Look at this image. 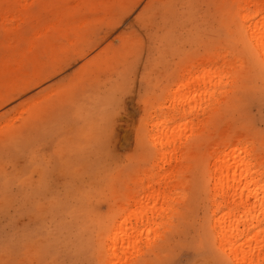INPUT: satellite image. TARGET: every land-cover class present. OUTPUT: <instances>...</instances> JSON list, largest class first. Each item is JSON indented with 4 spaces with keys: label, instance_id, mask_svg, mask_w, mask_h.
Listing matches in <instances>:
<instances>
[{
    "label": "rangeland",
    "instance_id": "rangeland-1",
    "mask_svg": "<svg viewBox=\"0 0 264 264\" xmlns=\"http://www.w3.org/2000/svg\"><path fill=\"white\" fill-rule=\"evenodd\" d=\"M259 1L0 0V264H236L213 163L242 149L264 182Z\"/></svg>",
    "mask_w": 264,
    "mask_h": 264
},
{
    "label": "bare ground",
    "instance_id": "bare-ground-1",
    "mask_svg": "<svg viewBox=\"0 0 264 264\" xmlns=\"http://www.w3.org/2000/svg\"><path fill=\"white\" fill-rule=\"evenodd\" d=\"M240 7H242V6H240ZM243 10L244 11L241 13V15H242V20H243V26H244V28H245V30L247 32L246 33L247 40L255 47V49L257 50V52L261 56L262 60L264 61V0L255 3V9L252 10V11H248V10H246V8H244ZM222 71H223V69H222ZM223 72H225V71H223ZM216 74H217L216 75L217 78L215 77L216 80L218 79L219 81H221L222 80L221 78H223V76H224L223 73H221V71H219V69H217L216 70ZM209 75H211V74H209ZM209 75H208V77H209ZM205 76H203V78ZM211 77H214V76H211ZM215 78L213 80L211 78V80L214 81ZM202 80H203V82L205 81L204 79H202ZM206 80L209 81L210 78L209 79L206 78ZM200 82H201V80H200ZM212 83L214 84V82H212ZM218 83L221 84V82H218ZM202 86H204V83H203ZM207 89L209 90V88H207ZM180 90H181V88H179V91L177 92V94H179ZM203 90H206V89L203 88ZM192 96L189 97V98H192ZM189 98L187 97V99H189ZM180 104H182V103H180ZM181 107L185 108V106H183V105H181ZM184 108H182L181 110H183ZM160 124H162V123H156V125H158V127H159ZM163 124L166 125L165 122ZM155 127H157V126H155ZM164 128H162V129H164ZM167 128L168 129H166V130L170 129V127H167ZM166 130H164L165 133H163V132L160 133V132L156 131V132H158V134H156L157 135V139L160 141V144H161V146L163 148H165V147L168 148V146L171 145L172 142H173L172 141V137L173 136L172 135H168L167 133H170V131L167 132ZM160 131H161V129H160ZM150 135H152V134H150ZM176 135H177V133H176ZM153 137L156 140L155 134H153ZM153 137L151 139L153 141H155L153 139ZM177 137H179V136H176L175 138H177ZM178 140L179 139H177V141ZM158 145H159V143H158ZM176 145L177 144H175V146ZM179 145H181V144L179 143ZM175 146H174V148L172 147L173 149L170 148L169 151L171 149H172V151L175 150L174 152H176V154H177L176 148L178 147V145L176 146V148H175ZM163 148H162V150H163ZM179 148H180V146H179ZM246 148L248 149V147H246ZM162 150H161V153H162ZM239 150L235 149V148L233 150H231V148H230V150L228 152H225V151H224L225 153L221 152L222 154H219L217 156V158H216L215 163H213L214 167H215L214 171H215V175H216L215 176L216 179H214V180H217V183L220 185V187H218V186H215V187L220 188L219 190H221L220 192L222 193V196L224 197L223 201H224L225 205L227 207L228 206H232V208L230 209V211L228 213H226V214H224V215H222L220 217H216L215 221H213V223H214L213 227L215 228L217 236L220 239L221 248L224 250V252H227L234 259L236 264H264V230L263 231L256 230L257 228H256V224L254 223V221L252 219L251 220H247L250 215H248L247 218L245 216L242 217V218L245 217L244 218L245 222H243V223H241V218L238 215L241 212H243L242 213L243 215H244V213L251 214V212L254 211L255 209H257V208L262 209L264 207V184H262V182H263L262 180L260 181L261 177H263V176H260V179H259L258 175L257 174L255 175V171H253L254 168L258 169L256 167L257 165L255 166V164H254V162L256 160L252 159L254 157L251 156L252 158L249 159V160L245 158L246 156L245 157L244 156L240 157L241 155L238 154ZM166 151L167 150H164V152H166ZM245 152L248 154L247 151H245ZM158 153H160V152L158 151ZM166 153H168V155H169V152H166ZM172 155L174 156V153H172ZM172 155L170 153L169 158L173 159ZM261 168H262V170L260 168L259 169L261 171H263L264 168L263 167H261ZM259 182H261V183H259ZM169 191H170V189L168 190V192ZM166 194L168 195L169 193H166ZM154 195L156 196V195H158V193L154 194ZM169 195L172 196V194H169ZM152 196L150 197L151 199H152ZM157 197L158 196H156V198ZM160 197H161V194H160ZM166 198H167V196H166ZM153 199L155 200V198H153ZM157 200H158V202L161 201L160 198L157 199ZM216 201H218V200H216ZM161 202L164 203L166 201L164 199V202L163 201H161ZM166 203H168V202H166ZM212 203H214V205L216 204L215 202H212ZM147 204H149V203H147ZM217 207H218V205H217ZM215 209H217V208H215ZM152 210H153L152 212H154V208ZM158 210H161V207ZM158 210H156V211H158ZM212 211H214V209ZM147 212H139L140 215H141L142 220L144 219V217L146 215H148ZM261 213H263V212H261ZM159 214L160 213L158 211L157 215H159ZM255 215L253 216L254 218H255ZM132 217L138 218L139 217L138 212L134 213L132 211L129 214V217L126 218V220L129 221ZM153 217L154 216H152L151 219L155 220V219H153ZM232 217H234V219H232ZM138 220H140V219L138 218ZM142 220H140V221H142ZM246 220H247V222H246ZM258 220H257V223H260V221H258ZM125 221L123 223L120 222L116 226L115 230L112 233L111 239L114 241L113 242V246L110 248V251H112V254H116L118 252L119 246L120 247L125 246V242H126L125 241L126 233H124V223H125ZM140 221H138V222H140ZM120 235H121V237H120ZM261 236L263 238H262V240L260 241V243L258 245L246 248V245H248L249 242H252L253 240H258V239L261 238ZM243 237H245L246 240L244 242L240 243V241H241V239ZM119 240H120V242H119ZM227 259H228V257H227ZM234 261H233V263H234Z\"/></svg>",
    "mask_w": 264,
    "mask_h": 264
}]
</instances>
